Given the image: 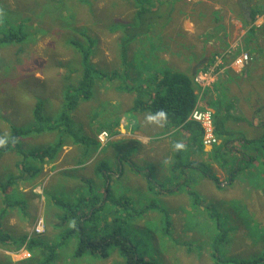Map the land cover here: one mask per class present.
Listing matches in <instances>:
<instances>
[{
  "label": "rangeland",
  "instance_id": "rangeland-1",
  "mask_svg": "<svg viewBox=\"0 0 264 264\" xmlns=\"http://www.w3.org/2000/svg\"><path fill=\"white\" fill-rule=\"evenodd\" d=\"M181 1L168 6L178 9L182 4L191 5V17L195 12L201 14L204 11L200 6L202 0ZM212 1L205 11L215 10L211 16L216 26L212 22L207 27L211 35L209 40L221 33L217 46L222 50L210 56V61L200 70L208 69L217 57L227 52L226 63L240 51L248 53L251 60L241 73L224 69L210 89L212 93L207 101L211 99L212 103L207 104L201 94L199 104L209 108L214 115L221 108V100L235 103L233 99H237L232 113L240 119L226 125L238 134L229 143L225 158H235L244 151L255 155L254 164L246 170L239 169L241 171L235 184L226 187V168L218 164L219 159L213 160L212 157L213 150L221 144L220 140L213 148L202 145L201 152L196 147L191 151L188 149L189 139L184 142V151L172 152L167 146L161 147L157 145L156 137L145 141L142 146L143 133L133 132L132 126L139 118L144 119V115L131 110L137 94H128L125 85L142 89L129 80L137 78L146 82L148 92L154 93L155 84L153 77L144 76L141 68H136L135 72L130 70L128 77L123 70L126 77L121 79H106L100 84L95 81L91 98L79 102L71 113L75 125L69 127L70 135L82 138L83 148L71 143L72 138L66 139L69 141L66 147L70 150L62 156L59 154L51 166L54 170L59 168L58 173L50 178L51 171L47 170L46 188L49 189L46 192L40 187L27 190V194L38 199V204L34 205L28 195L16 193L15 200L19 203L22 221L33 213L34 219L25 234L21 228L6 230L15 241L19 243L20 236L21 239L27 237L44 246L57 248L58 257L54 264H125L117 251H112L107 259L86 256L73 260L71 255L76 243L74 240L60 243L69 226L61 223L63 213L49 200L51 194L65 201L74 200L79 192L83 193L89 187H101L102 175L96 169L104 164L109 169L113 192L129 199L132 206L135 204L134 210L142 212L139 220L125 227L128 235L139 243L146 261L156 260L157 264H238L242 260L264 259V148H261L264 142H255L249 147H243L241 142V139L262 136L261 129H264L263 125L259 128V123L264 121V0H248L249 5L253 3L248 17L246 14L240 15L235 9L238 8L235 7L236 0ZM132 6L122 0H0V13L4 17L0 23V35L6 28L20 26L27 34L22 43L0 45V137L10 135L14 128L27 131L36 127L33 114L38 103H41L44 117L56 118L59 115L63 92L70 85L77 84L83 70L81 54L72 42L80 43L83 48L90 47L89 64L96 71L103 75L118 73L121 60L116 48L120 34L116 29L133 22ZM223 27L224 32L220 30ZM151 32V38L134 41L127 54L131 60L135 53L133 51L139 47L134 57L136 61L139 56L145 58L146 50L152 51L153 57L141 62L143 68L148 67L146 72H151L156 54L161 52L159 49L182 56L181 59L179 55H173V59L180 60L174 61L175 66L185 59L193 61L196 50H192V46L186 47L173 25L162 29L153 27ZM161 57L165 58L166 55ZM185 71L192 73L190 66ZM220 88L228 92L226 96L225 93L220 95ZM195 91L199 95L196 88ZM115 123H118L116 127ZM144 124L145 120H142L141 125ZM178 129L170 127L163 132L172 150L176 142H183V135L187 138ZM55 138H58L56 133H32L20 140L19 151L29 153L44 149L53 144ZM71 146L85 152V161L92 157L94 150L98 153L94 162L78 172L83 178L81 182L77 180L78 174L74 177V173L70 172L72 167L65 165L67 154H76V149L73 152ZM174 154H179L178 163L182 168L186 167V171H180L182 168L172 170L173 162L176 163ZM18 156L11 154L5 157L4 162L0 161L1 178L9 179L23 174L21 169L20 173L13 169ZM129 161L139 171L129 164L134 171L131 172L127 165ZM52 163H46V167ZM241 166L244 164L241 163ZM150 170L151 175L148 173ZM208 175L216 177L225 187L219 189ZM7 192L12 191L9 189ZM192 193L197 194L195 198L200 201L199 204H195L197 200L191 197ZM214 216L222 218L230 230L226 238L214 237L218 232L212 221ZM40 222L41 230L37 232L36 227ZM19 230L21 232L18 233ZM93 231L96 232L95 229ZM16 245L14 249L0 247V264H40L41 258L47 255L36 248L30 253L25 246L18 248ZM212 252L222 260L212 258Z\"/></svg>",
  "mask_w": 264,
  "mask_h": 264
},
{
  "label": "trees",
  "instance_id": "trees-1",
  "mask_svg": "<svg viewBox=\"0 0 264 264\" xmlns=\"http://www.w3.org/2000/svg\"><path fill=\"white\" fill-rule=\"evenodd\" d=\"M122 1H127V4L133 5L131 9L134 14L132 23L124 24L120 26L119 29H116L120 32L117 49L119 51L121 65L125 67L127 65L129 44L137 37H146V39H149L151 37L150 32L153 27L162 29L161 27L163 25L159 24L162 17L159 9L152 8V5L154 4L153 0ZM26 37L27 34L23 31L21 26L19 28H6L0 35V45L22 43ZM89 42L93 45L91 41ZM72 43L81 54L80 61L82 60L83 70L77 84L70 85L63 92L62 107L59 115L56 118L44 117L40 109L41 103H38L33 114L36 127L27 131L15 130L13 127L14 129H12L10 135L16 138V142L14 144L10 142L6 147L0 148V154L14 151L22 157L21 173L23 174L21 176H29L31 179L38 176L40 169L33 166H30L29 168L30 162L24 163V161L33 160L37 163L43 162L45 164L55 162L64 145L69 142L66 139L69 140L72 138L73 141L71 143L78 147L81 145L83 148V139L77 137L74 131L72 134L75 136L70 135L71 132L69 131V127L75 125V121L72 120L71 113L75 111L79 102L87 101L91 98V90L94 87L95 81L97 84H100L104 83L103 80L106 79L111 81L126 77L117 72L111 73L110 75H103L102 73L96 71V68L89 64L91 54L90 47L83 48L80 43ZM159 50L165 51L166 49ZM192 77L185 73L165 69L163 71L161 70V74L155 81L154 93L148 92L147 87L145 88L141 83H133L131 81V83L139 85L142 89H133V86L128 85H125V88L128 94H137L136 98L133 99L132 102L131 110L133 112L136 114H143L144 116L142 118L145 119L148 114H154L159 109H164L168 113V118H171L170 123H168L167 126L169 128L183 126L184 129L189 130L190 146L194 144L197 150L201 152L202 142L200 127L195 122L188 120L191 112L194 110L199 102V98L201 97L200 93L199 95L196 94ZM254 78L257 79V77ZM211 93L212 91L209 88L203 90L202 94L207 104L210 102L212 103L211 99L207 101L208 96ZM219 93L220 95L225 93L224 95L226 96L228 92L220 88ZM138 96L142 97V99H139ZM233 100L235 103H228L224 102L225 100H221V108H218V111L214 112L212 117L214 134L221 141L220 146L213 150L214 154L212 157L213 160L219 159L220 163L218 164L227 169V181L225 182L226 187L233 186L239 172L251 167L252 164H254L253 161L255 160V155L252 156L246 154L244 151H241L240 156H234L235 158H232L231 156L227 159L225 158L229 152L227 151L229 149V143H231L232 139H234L238 134L237 131L230 130L226 125L232 120L240 119L232 113V109L235 108L237 103L236 98ZM257 110L259 111L260 109L258 108ZM140 122L141 120L139 118L138 121L133 124V132L140 131ZM117 125L118 123H115V127ZM261 125L264 126V121L259 123V128ZM134 128L136 129L135 131L133 130ZM261 131L262 136L259 135L254 138L241 139L243 147L252 146L255 142H257V144L263 143L264 129H261ZM44 132L56 133L58 134V138H55L54 143L44 149L31 151L29 153L19 151L21 139L30 136L32 133L39 134ZM261 148H264V146ZM189 149H191V147H189ZM230 152L232 151L230 150ZM178 157L179 154H175L174 159H176V163L173 162L172 170L182 168V166L178 163ZM231 162L232 166L229 167ZM241 163L244 164L243 167L241 166ZM128 164H130L134 170L139 171V169H136L132 162L129 161ZM27 165L28 167H26ZM38 167H42V165ZM239 169L241 170L239 171ZM182 170L186 171V167L180 169V171ZM96 171L102 175L101 187H89L87 191L83 193L79 192L78 196L74 200L67 199V201H65L62 198H54L52 196V204L56 206L58 211L63 213V216L60 218L61 223L66 225V227L69 226L65 231V234H63L64 237L60 240V243L65 244L66 240L75 241V249L71 255L73 260H80L86 256H91L96 259H107L112 251H117L119 256L124 260L125 264H157L156 260L150 262L144 259L139 249V243L128 235L125 227V225L129 223L139 220L142 217V212L134 210L133 207H135V204L133 203L134 206H132V202L129 199L117 196L113 192L111 185L113 182L111 181L109 169L104 164L100 165ZM96 171L94 173H96ZM121 172L122 170L118 171V173ZM148 173L151 175V170ZM207 177H209L219 189L222 190L225 187V184L223 185L222 182H219L216 177L211 175H208ZM13 182H15V178H9L4 184H1L2 186L0 190L5 197L6 203H10L9 200L11 198L8 196L7 191L9 190V187L13 185ZM184 184L185 182L182 185ZM158 192H161V190ZM196 196L197 194L195 193L191 194L192 198H195ZM196 200L198 201V199L195 198V201ZM197 201L195 204L200 203V201ZM212 221L215 225V229L218 231L214 237L226 238L230 230L226 227L224 220L219 216H214ZM110 224L113 225L110 226ZM94 229L96 232L93 231ZM0 242H12L15 243V245L18 244V248L25 246L30 253L34 252V248L47 253L45 257L41 258L42 263L40 264H54L58 257L57 248L44 246L41 242H36L35 240H31L27 237L20 239L18 243V241H14V239L0 234ZM212 258L217 261L222 260L213 252ZM229 261L230 259H228L227 262ZM259 263H264V259L259 258L258 260H242L238 264Z\"/></svg>",
  "mask_w": 264,
  "mask_h": 264
},
{
  "label": "crops",
  "instance_id": "crops-1",
  "mask_svg": "<svg viewBox=\"0 0 264 264\" xmlns=\"http://www.w3.org/2000/svg\"><path fill=\"white\" fill-rule=\"evenodd\" d=\"M153 1H154L153 2L154 4L152 5V8H156V9L158 8L160 11V15H162L161 20L159 19L161 21L159 24L163 25L161 28L172 27V25H173L175 27V29L180 33L179 38L182 37L184 42L186 43V45H187L186 47L189 48L190 46H192V50H193V48H194V50H196L194 52L195 53L194 57H192L193 61H190L189 59H185L182 64L175 66L174 61H180V60L173 59V55L174 56L179 55V58L181 57V59H182V56L180 54L175 55L174 52H171V53L166 52L167 50L161 51L158 54H156V61L153 64V66L150 68L151 72L149 73V72L145 71V69L146 68L148 69V67L146 66V68H143L141 66V62L145 58H146V60L151 59L153 57L151 54L152 51L147 52V50H146L145 51V54H146L145 58L143 56H139L138 60L135 61L134 57L137 55L138 50H139V47H137V50L133 51V52H135L133 55V58L130 60L129 55H128L127 56V65L125 67H123L121 65V70L118 73L123 74L122 71L124 70L126 76L128 77V72L130 70L135 72L137 70L136 68H141V69H143L142 73L144 74V76L147 75L148 77H153L154 84H155V81L158 78V76L161 74V70L163 71L165 69H169V70L175 71V72L185 73L187 75L190 74L189 76H192V74L194 72H198V71H200V69L204 68L203 66L206 65L208 61H210L209 60L210 56L212 57L213 54L218 53V52H220V50H222L219 48V46H217L218 42H219L218 37H220L221 33H219L217 36H213L209 40L211 35L208 34L210 31H209V29H207V27L209 26V24L212 25L213 18L211 16V12L215 11V10H212L210 12H205V11H207L210 8L211 3H213L212 0H202V4L200 6H202L204 8V11L201 14H199L198 12H195L194 17H191L192 11H193V6H191V5L184 6V4H182V6L179 7L178 9H173L171 7L172 5L168 6V4H171L172 2H176V1L178 3H182L181 0H153ZM215 1L221 2L218 0H215ZM252 4L253 3H251L249 5L248 0H246V1L245 0H238V1L236 0L235 7L237 6L238 8H235V9L239 12L240 15L245 16V14H246V17H248L249 16V10L251 9L250 7ZM248 22H250L249 18H248ZM213 24L216 26V24L214 22H213ZM220 30H222L223 32L225 31L224 27ZM150 33H152V32H150ZM235 33H236V31H235ZM119 34H120V32H119ZM141 38H144V37H137L134 41L140 40ZM134 41H132L129 44L128 48H130V45L133 44ZM181 50L187 51L186 49H183V48H181ZM117 52H118V56H119L118 49H117ZM163 54L166 55L165 58L161 57V55H163ZM168 59L171 61H167ZM198 62H201V63H198ZM136 63H139V64L137 65ZM188 66H190L192 73H190V71H188V72L185 71ZM137 76L139 78H142L140 74H137ZM129 80L133 83L134 82L141 83L146 88L147 84L144 80H140L137 78H134V79L129 78ZM142 120H145L144 125H141V122H140V131H142V133H143V134H141L142 135V137H141V143H142L141 145L142 146H143V143L145 141H148L150 138H151V140H153L152 138L156 137V139L158 138L156 141L157 145H160L161 147L167 146V148L170 151L176 152L175 149L172 150V146L170 145L169 142H167V139L164 136L166 133L163 134V132L166 131V128H169L167 125H168V123H170L171 118H168V123L165 124L163 127H157L155 124H147L146 118L142 119ZM178 128H179L178 131H182L185 135H187V138L183 135V143H184L189 139V136H190L189 130L184 129L183 126H180ZM71 147L73 148V150H72L73 152H74V149H76V151H75L76 154L75 155H69L72 152L68 153L65 165L66 166L70 165L72 167L70 169V172L74 173L73 174L74 177H76V175L78 174L79 176H78L77 180L79 182H81V181H83V178L78 172H81L84 169L85 165L88 166V164L94 162L98 157V153L96 150H94L92 157L89 160L85 161V152H83L79 148H76L73 146H71ZM187 147H188V149H189V147H191V149H189L191 151L196 146L194 144L190 146V144L188 143ZM69 150H70V148L67 149L66 144H65L64 147L62 148L61 152H60V156H62L64 152H68ZM11 154L13 155V154H17V153L14 151L2 153V154H0V161L4 162L5 157L9 156ZM174 156H175V154H174ZM22 160L23 159L20 155L16 158L15 164H17V165H13L14 171H18L20 173V169H22V167H21ZM26 162H30L29 168H30V166H33V167H37L40 169L39 175L33 178L35 180L32 182L33 179H31V177H29V176H27V177H24V176L12 177V178H15V182H13V185L9 188V189H11L12 192L11 193L8 192V196L11 198L10 203H8V205H5L6 204V202L4 201L5 197L1 193V190H0V234L2 236H7L11 239H13L12 235L9 234L6 230L10 231L14 228L15 229L21 228L22 232L25 234V232L30 228V225L32 224V221L34 219V213H33L30 218L24 217V221H22V217H20V212L18 211L19 210V207H18L19 203L15 200L16 193L28 195L27 197H30V199L32 200V203L34 205H37L38 199L35 196H31L30 193L27 194L28 193L27 190L34 189L36 187H40L41 189H43V192H46V190L49 189V188H46L48 186V184L46 182V179H47L46 174H48L47 170L50 169L51 175H52L50 178H52V177H54V175H56L55 173H58L57 171L59 169V168H57L54 170L53 168H51L53 163L48 164V167H49L48 168V167H46V164L43 162L37 163L36 161H33V160L24 161V163H26ZM40 165H42V167H38ZM127 165L129 167V169L131 170V172H134V171H132V169L130 168V165L128 163H127ZM26 167H28V165ZM66 176H68V174ZM69 176H71V174ZM6 180H7L6 178L0 177V181H2V182H0V188L2 186L1 184H4L6 182ZM98 181H99V179H98ZM98 187H99V185L97 186V188ZM49 200H50V204H52V194L49 197ZM19 232H21V231L19 230L18 233ZM20 239H21V236H20ZM3 246H5V247L7 246L11 249H14L17 245H15V243H12V242H10V243H6V242L1 243L0 242V247H3Z\"/></svg>",
  "mask_w": 264,
  "mask_h": 264
},
{
  "label": "built area",
  "instance_id": "built-area-1",
  "mask_svg": "<svg viewBox=\"0 0 264 264\" xmlns=\"http://www.w3.org/2000/svg\"><path fill=\"white\" fill-rule=\"evenodd\" d=\"M228 53V52H227ZM226 54L217 57L214 64L206 70L198 71L193 77V84L196 90L203 93L206 88L211 89L215 84L217 76L223 72L224 69H231L237 73L243 71L250 63V56L246 52L240 51L236 57L229 62H225ZM229 55V54H228ZM213 113L209 108L197 103L194 110L191 112L188 120L199 125L201 130V142L204 147L213 148L218 144V139L214 134L213 127ZM41 222L37 225L36 231L40 232Z\"/></svg>",
  "mask_w": 264,
  "mask_h": 264
},
{
  "label": "clouds",
  "instance_id": "clouds-1",
  "mask_svg": "<svg viewBox=\"0 0 264 264\" xmlns=\"http://www.w3.org/2000/svg\"><path fill=\"white\" fill-rule=\"evenodd\" d=\"M3 19H4V17L2 15V13H0V23L3 22ZM228 70L229 71H233V70H231L229 68H228ZM233 72H235V71H233ZM241 72H243V71H241ZM241 72H239V73H241ZM193 77H192V81H193ZM146 123L147 124H155L157 127H163L165 124L168 123V113L164 109H159L154 114H148L146 116ZM10 142L14 144L16 142V138L11 136V135H5L3 137H0V148L6 147ZM174 149L176 151H184V150H186V145L183 142H176L175 145H174Z\"/></svg>",
  "mask_w": 264,
  "mask_h": 264
},
{
  "label": "bare ground",
  "instance_id": "bare-ground-1",
  "mask_svg": "<svg viewBox=\"0 0 264 264\" xmlns=\"http://www.w3.org/2000/svg\"><path fill=\"white\" fill-rule=\"evenodd\" d=\"M145 61V60H144ZM232 76V75H231ZM192 122V121H191Z\"/></svg>",
  "mask_w": 264,
  "mask_h": 264
},
{
  "label": "water",
  "instance_id": "water-1",
  "mask_svg": "<svg viewBox=\"0 0 264 264\" xmlns=\"http://www.w3.org/2000/svg\"><path fill=\"white\" fill-rule=\"evenodd\" d=\"M106 195V194H105Z\"/></svg>",
  "mask_w": 264,
  "mask_h": 264
}]
</instances>
